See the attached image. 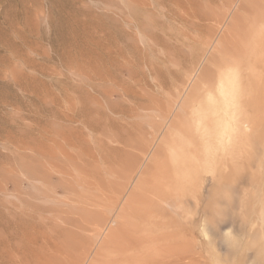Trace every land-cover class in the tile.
Masks as SVG:
<instances>
[{"label":"rangeland","instance_id":"374dc122","mask_svg":"<svg viewBox=\"0 0 264 264\" xmlns=\"http://www.w3.org/2000/svg\"><path fill=\"white\" fill-rule=\"evenodd\" d=\"M0 264H264V0H0Z\"/></svg>","mask_w":264,"mask_h":264},{"label":"bare ground","instance_id":"6f19581e","mask_svg":"<svg viewBox=\"0 0 264 264\" xmlns=\"http://www.w3.org/2000/svg\"><path fill=\"white\" fill-rule=\"evenodd\" d=\"M219 90V89H218ZM223 90H225V89H223ZM221 91V90H220ZM208 97V96H207ZM217 106V105H216ZM223 107V109H222V113H221V115H216L215 117H213L209 122H208V125L206 124V126H208L207 128H208V131H209V135H208V137L207 138H205L206 137V133L203 131L202 132V130H200L202 133H200V131H199V134L201 135V134H203L204 133V135H202L201 137H203V139H202V143H203V145H205L206 146V144H208V142H209V144H211V145H213V149L216 151V149H217V147H218V145L220 144V143H222V139H221V136L223 137V135L224 134H228V133H230V132H232V131H227V126H229L230 125V122L229 121H225V122H221V119L223 118V117H225L226 115H227V113L230 111V109H229V105H228V102H226L225 101V103H224V105L222 106ZM216 111V109L215 110H213V112L212 113H214ZM195 120V119H194ZM193 121V120H192ZM203 121V120H202ZM202 123V122H201ZM194 125H195V123H194ZM214 125V126H213ZM217 125H220V126H222V125H224L223 126V129H222V131H219L221 128L220 127H218V129L216 128V130H215V127L217 126ZM204 126H205V124H204ZM212 127H213V129H212ZM204 129H205V127H203ZM206 131H207V129H206ZM198 134V135H199ZM204 139L206 140L207 139V141L208 142H206L205 144H204ZM198 141V140H197ZM227 141V140H226ZM208 144V145H209ZM204 146V147H205ZM204 147H202V148H204ZM209 147V146H208ZM211 147V146H210ZM210 147H209V149H210ZM207 148V147H206ZM212 149V148H211ZM206 152H207V154H209L208 153V151L207 150H205ZM213 152V151H212ZM211 153V152H210ZM211 158V157H210ZM179 159V158H178ZM184 159V158H183ZM208 160H210L209 158H207ZM181 162H183V161H181ZM180 163V162H179ZM178 163V164H179ZM214 163V162H213ZM180 165H182V164H180ZM183 166V165H182ZM178 167V166H177ZM177 169V168H176ZM184 170V169H183ZM186 172V171H185ZM184 173V172H183ZM178 174H181L182 175V172L180 171V172H178ZM178 174H176V176L178 175ZM184 175V174H183ZM185 175H186V173H185ZM185 175L183 176L184 178H185ZM189 176V175H188ZM187 176V177H188ZM182 177V178H183ZM181 178H180V176H177V180H176V185H178V187L180 186V188H181V182H180V184H178L179 182V180H180ZM185 181H187V179L185 180ZM183 183H185L184 182V180L182 181ZM188 182V181H187ZM189 184V183H188ZM189 186V185H188ZM187 186V187H188ZM192 187V186H191ZM179 188V189H180ZM187 189V188H186ZM189 190H191L190 189V187H189ZM189 190H187V191H189ZM165 192H166V190H165ZM186 192V191H185ZM184 192V193H185ZM168 193V195H167V197L168 196H172V195H175V192H170V191H168L167 192ZM173 193V194H172ZM167 197H165V198H167ZM151 220V219H150ZM155 220V219H154ZM155 222V221H154ZM146 226V225H145ZM145 226H142V227H140V225H134L133 226V229L132 230H136V229H139V231L142 233V235H141V233L139 234L138 232H137V239H125L124 241H122L121 242V244L118 246L119 247V249H116V253L117 254H122V253H125L126 252V250H128L129 249V247L132 245V243H134V241H136L138 244H140L141 243V239L142 238H147L149 241H155L154 240V236H153V234L151 233V230L149 229V227H148V225L145 227ZM146 228H148V229H146ZM144 256V255H143ZM144 258H145V256H144ZM141 260H142V258H141ZM140 262H143V260L142 261H140Z\"/></svg>","mask_w":264,"mask_h":264}]
</instances>
